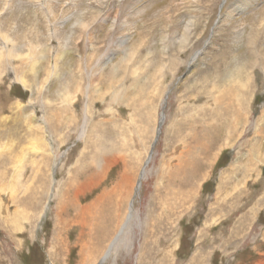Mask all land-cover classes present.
Here are the masks:
<instances>
[{
    "label": "rangeland",
    "instance_id": "obj_1",
    "mask_svg": "<svg viewBox=\"0 0 264 264\" xmlns=\"http://www.w3.org/2000/svg\"><path fill=\"white\" fill-rule=\"evenodd\" d=\"M0 120V264H81L87 207L120 189L130 244L104 264H138L180 152L198 195L143 264H264V0H0Z\"/></svg>",
    "mask_w": 264,
    "mask_h": 264
},
{
    "label": "bare ground",
    "instance_id": "obj_2",
    "mask_svg": "<svg viewBox=\"0 0 264 264\" xmlns=\"http://www.w3.org/2000/svg\"><path fill=\"white\" fill-rule=\"evenodd\" d=\"M191 27L192 26H190V24H188L186 26V28H185V30H186L185 34L186 35H188V33L190 32ZM132 56H133V54H132ZM134 64L136 66V63H134ZM33 67H35V66H33ZM112 71H114V70H112ZM35 78H37V77L35 76ZM23 81L24 80H22V81L20 80V83L25 88L28 89L29 87H27V85L25 83L26 81L25 82H23ZM137 102H140V101H137ZM19 107H21V105H19ZM134 109H137V108H134ZM0 123L4 124L1 120H0ZM5 133H6V131H5ZM206 140H208V139H206ZM204 142L197 141L196 143H194L195 147L193 146V152H191V155L194 152H196L197 150H200L202 155H204L206 153L205 154L206 160H208L210 149L207 150V148H209V147H207V143L205 140H204ZM110 148L111 149L113 148V144L110 146ZM113 156H114V154H113ZM170 160H169V162H170ZM196 160L190 161L189 158L187 157V154H185L184 152H180L179 155H175L174 158H172V161L169 163V165H166L167 162H165V158L164 159L162 158V161H161L162 163L160 162L162 167L159 166V168L157 169L155 174L159 180L161 179L160 182H163L161 184H164V182L166 181L167 185H164L163 187L162 186L159 187V188H163L162 191L159 188H156L155 194L151 195L147 201V205H146L145 210L143 212L144 213V217H143L144 220H143L142 228H141L142 239H141V245H140L141 256L138 259V264H143L141 257H144L146 249L150 245V243H152V244L154 243L153 239L159 238L160 236L164 235V232H162L163 230H165L166 232L169 231V228H167L169 226V220L165 216V215H167L166 213L170 214V216L172 214L175 217H179L181 212L178 211L179 213H177L175 210H177V208L185 205L184 203L188 199V195L189 196L190 195L191 196L198 195L199 183L201 181L202 173L201 172L199 173V171H200L199 165L200 164H199V161H196ZM148 164H149V162L146 163V165H148ZM63 165H64V163H63ZM252 166H254V165H252ZM55 167H57L56 164H55ZM106 170H108V169H105L104 171H106ZM164 170L166 172L165 174H164ZM100 171H101V169H100ZM263 171H264V169H263ZM225 185L226 184L222 179L220 181V184L218 185V188H217V195L220 196L225 189L226 190L229 189V188L227 189V187ZM138 186L140 188L141 183H139ZM157 186H159V184ZM114 190H115V188H114ZM112 192H113V189H112ZM225 192H226L227 196H229L230 193L229 192L227 193V191H225ZM178 196H181L180 197L181 199L177 198ZM127 198H128V195H125V194L123 195V190L120 189L119 191H115L114 194L110 195V193H109V195L106 194V195H103L101 198L99 197V199L95 200L92 203V206L87 207V217L91 218V219L94 218V223H93L94 228H90L91 229L90 231H92L90 233H92V236H96V237H95V240L93 238H91L93 240V242H92V245L90 243V245H91L90 249H88L87 247H84V250L82 251L83 258H82L81 264H104V262L108 261V259L112 256L113 252L118 251L120 249V247H122L123 245L125 247L129 246L130 243L128 240V238H129L128 235H129V229H131L133 227L131 225V221L134 218V200L132 202H130V205L127 208L126 207ZM171 200H173V202L175 201L174 204H172ZM159 211H160V213H159ZM126 212H128V213H126ZM125 213H126V215H125ZM135 217H136V215H135ZM166 220H167L168 224H166L165 228H167V229H165L163 226H161L162 223L164 225ZM133 224H136V223H133ZM90 226H93V225L91 224ZM137 229H138V227H137ZM172 235H173V233H172ZM168 240H170V239H168ZM163 241H165V240H163ZM130 242H131V240H130ZM87 250H89L88 253H87ZM128 250H129V248H128Z\"/></svg>",
    "mask_w": 264,
    "mask_h": 264
}]
</instances>
